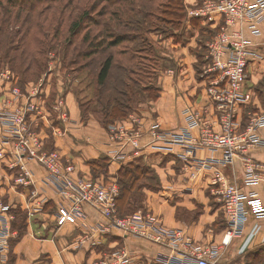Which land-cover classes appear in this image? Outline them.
Listing matches in <instances>:
<instances>
[{
  "label": "built area",
  "instance_id": "built-area-1",
  "mask_svg": "<svg viewBox=\"0 0 264 264\" xmlns=\"http://www.w3.org/2000/svg\"><path fill=\"white\" fill-rule=\"evenodd\" d=\"M189 16L200 17L212 27H221L207 43L209 61L203 80L206 81L208 103L201 108L185 105L182 109L185 125L180 131L170 132L159 122L152 123L146 132L151 142L146 146L162 148L156 144L162 141L182 145L181 159L185 168H215L212 185L226 223L220 245L228 246L242 235L249 214L264 217V203L259 194L246 190L264 184V162L251 153L255 148L264 147V138L260 135L264 128V112L250 111L253 95L246 87L250 66L264 59L250 37L262 34L264 0H204L196 8L187 10ZM2 77L9 85L0 88V170L8 175L15 174L16 185L34 187L28 199L34 212L42 209L47 198L36 188L27 162L34 160L44 168L46 184L65 200L58 209V225L88 227L75 238L73 248L81 249L86 244L94 248L102 244L105 236L119 233L123 238H143L166 248L168 253L159 255L156 264L217 263L219 248L199 243L184 228L168 226L162 216L151 210L139 209L130 215H120L119 186L75 175L76 164L55 146V139L65 135L71 121L64 98H55L52 111L47 106L49 90L42 80L22 88L10 71L2 73ZM247 108L249 117L244 125L242 114ZM56 121L59 124L56 125ZM194 129L199 130L197 136L193 134ZM109 131L111 141L116 144L111 156L114 160L125 161L144 148L142 127L113 125ZM200 148L220 150L221 158H199L196 151ZM237 159L243 164L242 185L230 181L224 172ZM2 177L0 173V264H7L16 231L13 213L1 191L4 187ZM87 206L99 216L93 224L86 221ZM102 254L107 258L91 264H138L126 246Z\"/></svg>",
  "mask_w": 264,
  "mask_h": 264
},
{
  "label": "crops",
  "instance_id": "crops-1",
  "mask_svg": "<svg viewBox=\"0 0 264 264\" xmlns=\"http://www.w3.org/2000/svg\"><path fill=\"white\" fill-rule=\"evenodd\" d=\"M203 1L184 0L187 10L196 8ZM187 18L188 27L198 28V24L202 26L206 24L200 17ZM193 19L197 25H193ZM261 31L260 36L250 35V37L264 55V22L261 25ZM191 45L193 42L177 48L172 60L174 67L163 71L159 76L158 81L162 89L159 98L151 102L153 114L145 113L136 119L130 117L122 122L128 128L134 123L142 125L145 133L141 145L144 148L126 158L125 161L113 159L109 162V179L106 180L117 181L121 165L138 158H154L162 154H170L181 159L184 153L182 145L162 141L156 143L162 148L146 146L151 142V137L146 132L155 120H158L167 130L180 131L185 125L182 115L185 105L201 108L208 103L206 81L199 79L195 74V58L189 48ZM246 87L247 91L253 95L255 107L252 108L258 112H264V59L250 66ZM66 100L71 118L76 124H69L65 135L57 136L55 146L76 164L78 171L75 175L104 180V174L94 177L89 161L101 156H112L116 144L109 140L108 130L98 120L93 117L82 120L81 110L73 93H68ZM193 134L197 136L199 130L194 129ZM260 135L264 138V128L260 130ZM251 153L256 159L264 162V147L255 148ZM221 155L220 150L200 148L196 151V156L202 159H219ZM183 161L181 162L185 166ZM171 164L172 162H168L165 168L158 163L154 164L155 167L163 169L161 173L163 185L162 190L148 195L149 210L162 216L168 226L184 228L199 243L219 248L220 257L216 264H243L250 251L264 246V217L259 218L254 214H249L241 236L234 238L228 246H221L226 224L221 204L212 185L215 168L198 170L192 167L184 169L183 166L178 172ZM27 167L33 172L36 188L47 198L42 209L34 212L31 210L32 204L28 202L30 191L34 187L16 185L15 174L8 175L0 170L4 176L2 177L4 187L1 191L4 194L5 203L10 206L13 213V225L16 222L14 210H21L26 215L24 234L10 248L9 259L10 256L14 259L12 264H91L98 255L101 256L98 249L91 248L89 244L81 249H75L72 245L75 238L85 233L88 227L73 224L59 226L56 214L60 204L64 202L63 198L48 183L46 184L47 174L40 164L30 160L27 162ZM224 172L230 181L242 185L243 164L240 159H237L234 165L226 167ZM246 190L256 191L264 203V184L248 187ZM86 212L88 214L86 221L89 224H93L99 218L95 216L96 212L91 206L86 207ZM14 231L16 236L12 240L19 235L18 229ZM102 239L106 244L107 237ZM123 239L124 244L135 254L137 260L146 257L149 263L154 261L156 264V258L159 255L168 253L163 246L143 238L132 236ZM115 243L117 244L118 241ZM138 264H140L139 260Z\"/></svg>",
  "mask_w": 264,
  "mask_h": 264
},
{
  "label": "rangeland",
  "instance_id": "rangeland-1",
  "mask_svg": "<svg viewBox=\"0 0 264 264\" xmlns=\"http://www.w3.org/2000/svg\"><path fill=\"white\" fill-rule=\"evenodd\" d=\"M166 2L167 0H38L35 7L29 10L12 7L8 1L4 0L0 5V88L9 85L8 80L2 77V73L10 71L11 74H14L8 65L11 62V64L15 63L17 68L19 67L17 71L20 75L25 70L24 75L27 81L21 80L23 82L19 86L22 88H25L30 82L43 81V86L49 90L47 106L50 110L54 104L50 98L55 100L56 97L62 96L67 105L66 95L73 93L79 107L82 105L83 109L93 111L98 107L95 93L101 62L109 54H113L115 68H113L111 76L116 74L118 77L121 76L122 71L119 66H132L131 68L134 69L132 77L136 82V91H139V95L133 104L132 113L127 118L114 121L106 128L111 141L109 130L113 125H123L122 122L130 117L136 119L145 113L153 114L151 107L153 100L148 97L152 92L146 89L151 85H158V78L162 72L174 67L172 60L176 55L177 48L193 42L189 48L195 58V74L199 79H203L205 76L209 61L207 43L219 33L221 27H212L208 24L203 26L198 24V28L188 27V18H186V22L184 20L180 25L179 23L173 24L170 15L171 8L167 18L171 20V23L168 22L170 20L159 22L158 19L164 17L158 14L167 8ZM142 5L146 7L148 12H154V17H138V19L141 18L140 23H143V26H140L136 23L135 12H130L129 9L136 10L139 8L138 6ZM113 11L123 12L122 25L117 23L114 17H111L110 13ZM74 22H81L83 28L78 35L71 31ZM124 24H129L130 28H126ZM104 28L115 29L113 31L116 32L115 34L125 33L129 39L114 47H103L101 50H104L100 53L86 54L84 50L87 49L88 42L83 43V37L88 29L91 30L90 40H92L93 36ZM205 30L206 32H204ZM176 44H178L177 47ZM103 46H106V43ZM9 47L11 52L9 56H6L3 52ZM24 51H26V56H23ZM41 64H44V67H41ZM28 68L31 69L26 73ZM256 87H259V83ZM252 106L255 107L254 104ZM243 111L242 123L246 125L249 108ZM250 111H256V109L250 108ZM89 116L88 119L95 118L92 114ZM154 122L159 121L155 120L152 123ZM70 124L74 125L76 122L71 118ZM132 127L139 128L142 125L134 123ZM142 130L145 129L142 127ZM48 147L51 145L48 144ZM108 157L112 162L113 158ZM182 160L170 154H162L154 158H138L132 161L143 170L141 176L136 180V188L141 195L137 206L138 210H149L147 206L148 195L151 192L162 190L161 173L163 169L155 167L154 164L157 165L158 163L165 168L168 162H172V167L179 172L184 166ZM100 172V169L93 172L94 177L103 175ZM106 179H109V173L101 181L116 183L119 186L118 181ZM64 203L65 200L60 206ZM130 213H134V210ZM56 220L58 224V210ZM13 229L17 230L14 225ZM116 241H118L117 244ZM101 242V245L94 247L98 249V253L126 246L124 239L118 234L108 235L106 244H104L103 239ZM260 250L262 251L257 259L248 260L245 258L243 264H264V247ZM132 255L137 259L133 252ZM104 258H107V255L102 254L101 256L98 255L96 260ZM138 260L140 264H155L154 261L149 263L150 261L146 257Z\"/></svg>",
  "mask_w": 264,
  "mask_h": 264
},
{
  "label": "trees",
  "instance_id": "trees-1",
  "mask_svg": "<svg viewBox=\"0 0 264 264\" xmlns=\"http://www.w3.org/2000/svg\"><path fill=\"white\" fill-rule=\"evenodd\" d=\"M4 0H0V5ZM11 4L12 7H18L20 9H33L35 7V4L38 0H6ZM36 1V2H35ZM125 1V0H123ZM168 4L167 8L160 14L159 16H163L164 18H159L158 21L166 22L170 19L168 18V14L171 12L170 15L172 17L173 24L180 23L187 18V9L184 0H167L166 2ZM170 5V6H169ZM136 10L129 9L130 12H135V17H137V24L140 26H143V23L141 22V18L138 19L140 16H144L146 18L147 16L154 17V12H148L146 7L144 5L138 6ZM111 17H114L117 23H121L123 21V12H116L113 11L110 13ZM111 20V19H110ZM171 23V20L168 21ZM193 25H197V23L192 20ZM123 23H121L122 25ZM126 28H130L129 24H124ZM177 27V26H176ZM180 28V27H179ZM83 30L81 26V22H74L72 25V33L73 34H79L80 31ZM115 29L110 28H104L98 31L96 35L93 36V39L90 40L91 37V30L88 29L85 36L83 37V43L88 42L87 49L84 50V52L88 55H93L96 53H100L101 48L103 47H114L117 46L129 39L127 34H115L116 32H113ZM204 30V29H203ZM109 39V40H108ZM107 41V42H106ZM106 46H103L105 45ZM106 49V48H105ZM1 51V50H0ZM87 51V52H86ZM11 52V48L9 47L5 53L6 56H9ZM23 56H26V51L23 52ZM2 61V60H1ZM45 64V60H44ZM44 64H41V67H44ZM10 68L12 69L13 73L18 75L15 76L18 79V84L22 82L21 80L27 81L24 75L25 70L20 73L17 71V66L14 64H8ZM115 65V58L113 54H109L104 60H102L99 72L97 74V89L95 93L96 102H98L97 109H94L93 111H89L88 109H83V106L80 105L81 110V117L82 120H87L90 116L89 114H92L95 116V118L104 126L105 128L109 127L111 123L113 124L114 121L121 120L124 118H127L133 111V104L137 101V96L139 95V91H136V82L134 78L132 77V74L134 73V69L131 68L132 66H119V69H121L122 73L121 76L112 75V71ZM28 68L26 69V73L29 71ZM20 79V82H19ZM133 79V80H132ZM115 82V83H114ZM161 87L160 85H154L149 86L148 89H146L149 92H152L148 95L150 97V100L156 101L160 94H161ZM145 90V91H146ZM153 90V91H152ZM52 103L54 102L53 99ZM54 117H57L56 114H53ZM56 125L59 124V121L55 122ZM51 144V143H50ZM111 162L110 158L108 156H101L98 159L89 161V164L91 165L92 172L98 171V169L101 170L100 173L106 175L108 173V163ZM141 172L143 170L140 168V166L136 165L135 162H130L128 164L124 163L121 165V168L118 171L117 175V181L119 184V194L117 197V205L118 210L121 215H129L130 212L134 210H138L137 206L139 204L140 194L137 191L136 188V180L141 176ZM16 215V222L14 223V228H17L19 230V235L14 240H11V247L16 242L17 239H19L24 234V229L26 226V215L21 210H14ZM226 224V223H225ZM226 227V226H225ZM10 247V248H11ZM264 247V246H263ZM101 248V247H99ZM260 248H256L252 251H250L246 255V259H257L261 254ZM11 253V252H10ZM14 262V259L12 256H10V259L8 260L7 264H12Z\"/></svg>",
  "mask_w": 264,
  "mask_h": 264
}]
</instances>
